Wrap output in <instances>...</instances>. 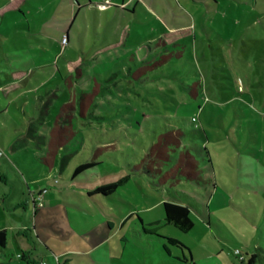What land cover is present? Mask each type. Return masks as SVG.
I'll return each instance as SVG.
<instances>
[{
  "label": "rangeland",
  "instance_id": "374dc122",
  "mask_svg": "<svg viewBox=\"0 0 264 264\" xmlns=\"http://www.w3.org/2000/svg\"><path fill=\"white\" fill-rule=\"evenodd\" d=\"M176 1L178 9L170 5L174 0H140L155 20L143 11L131 14L132 20L124 17L123 13L115 12L114 16L132 29L146 28L147 37H155L149 45L150 50L147 46L132 47L137 61L131 59L129 62L131 57L128 61L125 57L123 60H110L104 55L106 60L94 65L93 74L96 76L101 73L99 79L105 88L104 94L98 98L99 108L95 113L105 116L101 120L75 122L74 129L78 132V140L82 138L80 143L84 147L79 152L83 157H92L95 147L102 146L98 142L100 138H112L115 147L100 151L96 156L103 163L82 177L97 179L99 184L116 180L119 178L117 172L120 171L118 165L127 171L126 164L135 163L138 157L145 156L154 136L176 128L183 132L182 143L186 149L204 167L203 178L206 183L199 186L181 180L173 187L166 185L161 190H153L142 176L139 181L132 180L120 192L125 198L138 193L146 204H156L145 214L144 210L139 211L152 220L157 218L156 211H162L163 201L187 204L194 223L189 234H176L175 230L168 227L163 231L168 230L187 245L195 264H245L247 255L258 250L262 252L263 258L256 264H264V187L256 186L257 183L264 186V180L255 179L262 177L260 172L264 171V152L261 155L263 163L258 162L256 155H253L256 147L264 150V0H218L220 8L214 11H208L197 0ZM119 2L121 0H113L111 4L117 5ZM108 5L109 1L103 0L98 8L105 9ZM85 9V20L81 13L72 26H69L68 21L67 27H64V33L68 31L70 37L65 57L68 60L80 59L68 67L71 74L86 66L85 59L90 53L102 48L105 42L101 35L107 33V37L112 39L114 29L116 31L118 27L112 15H100L97 24L95 15L87 10L85 12ZM15 14L18 16V13ZM63 14L66 17L72 15L63 10L61 13L56 12L55 18H62ZM5 18L8 21L17 20L11 15ZM55 18L50 25L47 21H43L42 25L50 27L51 32L57 30L54 25H63L64 21ZM8 21L3 23L4 32ZM157 21L175 31L174 34L164 37ZM182 26H188V29ZM92 27L100 38L93 33ZM35 36L50 37L43 32ZM156 36L163 37L169 44L156 47L161 42L155 39ZM0 42H7L13 52L18 51L14 45V42L20 43L17 38L3 36ZM56 43L59 47L51 48V51L59 52L58 49L65 46L63 38ZM35 44L40 49L41 45L37 41ZM38 51L44 55L41 49ZM150 51L152 55L148 53ZM33 54L29 53L30 57H16L0 49V80L6 82V74L11 75L13 69L8 67L9 63L13 66L15 61H25ZM61 61L65 64L62 58ZM28 77L29 72L21 74L17 82L4 85L2 91L14 90L23 85ZM59 89L48 95L35 120L25 117L20 101L17 107L4 101V105L10 107V112H14L25 124L24 130L20 132V146L32 150L43 146L45 138L41 136L34 139L33 134L38 132V128H44V119L48 127L52 123L50 114L44 115L57 98ZM60 104H56L52 113L55 114ZM26 110L28 116L32 117L31 104ZM0 120L5 123L0 131L17 134L18 130L11 119L0 116ZM7 135L4 132V138ZM9 146L8 141H4V147H0V177L7 178V185L4 180L0 181V224L5 222L10 226L7 220L11 208L21 194L28 193L32 199V194H37L41 189L47 190L40 201L41 211L50 210L49 213L54 217H57L60 208L76 214L84 212L79 209L84 204L90 205L100 214L105 212L110 215L112 208L119 216H122L121 209L128 207L120 198L105 201V207H102L100 203L89 199L84 190L67 187L65 180L55 184L52 177L39 178V175L45 174L44 168L47 166L36 160L37 166L30 167L29 161H26L28 156L11 152ZM204 147L209 152L210 164L203 152ZM74 158V164L84 160L78 156ZM30 178L36 181L29 184L30 189L25 191L24 180L28 182ZM170 189L184 192L187 196L180 193L174 195ZM50 192H53L52 195L47 196ZM83 214L89 215L86 212ZM42 215L39 212L34 217L37 227ZM9 240L13 245L11 230ZM11 258H15V255Z\"/></svg>",
  "mask_w": 264,
  "mask_h": 264
},
{
  "label": "crops",
  "instance_id": "0c3cea01",
  "mask_svg": "<svg viewBox=\"0 0 264 264\" xmlns=\"http://www.w3.org/2000/svg\"><path fill=\"white\" fill-rule=\"evenodd\" d=\"M101 1L103 0H0V37L8 36L13 39L17 38L18 41H20L18 44L14 42L15 47L19 51H17L18 53L13 52L12 46L7 42H0V49L3 50V52L8 51L10 55L16 57H26L29 53H34L31 58L25 61H15L13 66L9 63L8 67H12L13 69L11 75L6 74V82L0 80V116L6 114V118L12 119L15 129L18 130L17 134L11 131H0V147L3 148L4 141H8L11 152L28 156L26 157V161H29L28 164L30 167H36L35 161L38 160L40 162V157H42L46 151L49 131H45L44 128L47 124L44 125V128H38V132L33 134L34 139H38L41 136L45 138L43 146L38 147V150L20 146L18 144L20 142L19 138L22 136L20 132L24 130L23 125L25 124H22L19 117L14 114V112H10V107H6L7 105H4V103L6 102L9 105H15V107H17L20 101L25 117L27 119L36 118L40 107L43 106L48 95L56 88H60V92L57 98L52 101L53 105H56L58 102H65L67 98L73 94L75 89H85L86 83L83 82L84 76H94L92 69L94 65L101 64L106 60L104 59V55L110 60H123V57L127 60L131 57L129 58V62L131 59L137 61L132 47L147 46L149 48L148 50H150L149 45L153 43L152 41L155 36L153 38H148L146 28L132 29L129 24H126L124 21L122 22L114 16L115 12L123 13L124 17L132 20L131 14L135 15L143 11L149 13L151 18L155 20L154 16L147 9V6L141 4L140 0H121V2L116 3L117 5L111 4L113 0H108L109 5L105 8L106 10L98 8ZM197 1L204 4L208 11H214L216 8H220L218 0ZM170 5L176 9L179 8L176 0L170 3ZM53 7L55 9H53ZM83 9H85V12L87 10L95 15L97 24L100 15H112L117 20L118 27L116 31L114 29L112 39L107 37V33L101 35L103 43H105L102 45V48H96L94 52L87 56L85 59L86 66L80 69L82 78L79 81H75L72 79L75 74H71L68 67L72 66L80 59L68 60L65 57L64 52L66 46H68L70 37L68 31L64 33V27H67L68 21L70 23L69 26H72L81 13H83V18L85 20ZM63 10L70 12L72 15L66 17L65 14H63L62 18H55V13H61ZM15 13H18V16ZM9 15L13 18H17V20L8 21L5 17ZM54 18L60 21L63 20L64 23L63 25H54V28L57 30L51 32L50 27H44L42 23L43 21H47L50 25V22H52ZM7 21L8 25L6 27V32H4L3 23ZM157 23L161 26L164 37L174 34L175 31L167 29L159 21H157ZM175 28H178V26H175ZM182 28L188 29V26H182ZM7 30L11 31L8 32ZM92 31L100 38L98 32H96L94 28ZM38 32L48 34L50 37L38 38L35 36ZM63 37L67 38L65 46L58 49L60 50L59 52L51 51V48L57 49L59 47L56 41L61 42ZM132 37L135 39H132ZM162 38L163 37L159 38L156 36L155 39L161 41L159 44L166 42L165 46H167L169 42ZM36 41L41 45L40 49L44 54L43 56L39 53L40 51H38L40 49L36 46ZM50 42H52V46ZM63 48L64 50H62ZM108 49L109 51H106ZM101 51L102 54L100 53ZM148 53H150V55L153 54L151 51ZM148 53L146 55H148ZM35 58L37 61H35ZM61 58L65 61V64L61 63ZM59 71H61L64 77L63 81L58 75ZM76 71L77 70H75V72ZM25 72H29V77L23 85L16 87L14 90L2 91L4 85L14 84L19 80L20 75ZM30 104L33 107L32 117L28 116L26 110ZM4 127L5 123L3 124L0 120V129L3 130ZM4 132L8 134L5 138ZM113 147H115L114 144H102L99 148L101 151L103 149L109 151ZM77 155L81 160L89 159V155L87 157L86 155L83 157L80 153ZM1 156L3 157L4 155L1 154ZM72 161L73 160H71L63 170H59L57 163L51 168H44L45 174L39 175V178L48 179L52 177L53 180H58L57 183L54 182L55 184H59L61 180H65L67 182V187L84 190L89 199L100 203L102 207H105V201H111L116 198L123 199L128 207L121 209L122 216L116 214L112 208L110 210L111 217L105 212L100 214L90 205L84 204V207H80L79 209L89 215L83 214L84 212L76 214L73 211L60 208L57 212V217H54V215L49 213L50 210L46 209L41 211L40 207H35L28 193L25 195L21 194L15 206L11 208L7 220L8 223H11L10 226L5 222L0 224V231H4L6 235L5 246L0 247V264H3V261H5V264H195L187 245L179 238L173 236L168 230L163 231V229L168 227L175 230L176 234H189L182 233L175 227L165 223L163 206L162 211H156L157 218L152 220L147 218L148 216L141 215L139 211L142 209L145 214V212H149L156 204H146V201H144L142 196L138 193L125 198L120 192V189H126L125 186L132 180L139 181L142 176L151 189L161 190L163 187H153L150 184V179L146 178L143 174H137L131 176L126 182L119 185L116 192L111 196L89 195L88 192L92 191L96 185L109 182L99 184L98 180L92 177L88 179L84 177L71 179L72 171L79 163L76 162L74 164ZM97 161L101 164L103 163L99 158H97ZM37 164L39 165V163ZM118 167L120 171L117 173L120 178L124 175L125 171L121 169V166L118 165ZM119 178L111 182L117 181ZM3 180L5 185H7V178L3 176L0 177V181ZM35 181L36 179L31 178L28 182L24 180L25 191L29 190V184ZM140 187L143 192L141 185ZM52 193L53 192H50L47 196H51ZM32 195L34 196L36 194ZM79 196L81 197V195ZM98 196H101V198H98ZM39 212L43 215L40 217L37 227V222H35L34 217L36 213ZM150 224H157V235L177 240L181 242L187 250L174 247L156 235L144 232L142 228H149L148 225ZM9 230L13 233V245L10 244ZM18 254L21 255L20 258L17 257ZM13 255H15V258H11ZM185 257L187 260H183ZM213 264H217V262Z\"/></svg>",
  "mask_w": 264,
  "mask_h": 264
},
{
  "label": "trees",
  "instance_id": "16d2710c",
  "mask_svg": "<svg viewBox=\"0 0 264 264\" xmlns=\"http://www.w3.org/2000/svg\"><path fill=\"white\" fill-rule=\"evenodd\" d=\"M63 43H67V38L63 37ZM165 45L166 42L162 44L157 43L156 47H165ZM146 64L149 65V63ZM58 75L63 81L64 77L62 76L61 71L58 72ZM99 77L100 74H96V76L85 75L83 80V82L86 83L85 89H75L73 94L67 98L65 102L60 104L58 109H56L55 114L52 113V108L55 109L56 105H53L52 103L46 115H44L47 116L50 114L52 117V123L50 126L44 128L45 131H49V136L46 151L44 155L40 157V162L47 166V168H51L57 163L59 170H63L71 160L75 159L74 157L78 156L77 154L80 153L79 150L84 149L80 143L82 138L78 140V132L74 129L77 120L91 122L99 119L101 120L105 116L103 113H95L99 108L98 98L104 94L103 92L105 89L101 86L102 82ZM81 78L82 73L80 70H77L75 76L72 77L75 81H79ZM110 78L109 80L111 81L112 78ZM196 84L197 82H195V85ZM193 93H195L194 89ZM4 116L6 117V114H4ZM33 119L35 120V118ZM45 121L46 120L44 119L42 124H46ZM172 129L175 130L173 131ZM172 129H167L164 132H160L158 136H154L145 156L138 157L135 163L126 164L127 171L124 170V175H122L117 181L96 185V187L92 191H89L88 194L111 196L116 192L119 185L126 182L131 176L137 174H143L146 178L150 179V184L156 188L165 187L166 185H171L170 187H173L172 185L181 180L195 183L199 186L204 185L206 183V180L203 178L205 174L204 167L202 168L198 158L186 149L182 143L183 132L176 128ZM250 137L253 138L252 135H250ZM100 139L101 140H98V142L101 144H114V142H112L114 140H111L112 138H107L109 140H106L105 138ZM49 144L51 145V148ZM92 150L93 149H91V152ZM100 151L101 149L98 146L95 147V154L89 158L90 160L86 159L79 162L72 171L71 179L80 178L90 169L100 165L101 163L97 161L98 157L96 156ZM203 152L207 156V163L210 164L211 160L208 158L209 152L206 147L203 148ZM263 152L264 150L262 148L256 147L255 154H252L256 155L258 162L263 163L261 160ZM260 175L262 177H257L255 179L259 178L264 180V171H261ZM208 181H211V179ZM213 186H215V182L213 183ZM256 186H259L260 188L264 187L263 184L259 185L258 183ZM170 190L174 195L180 193L183 196H187L184 192ZM162 206L164 220L167 225L175 227L182 233H189L192 230L194 223L190 217L191 211L187 204L166 201L163 202ZM148 227L149 228L143 227V231L156 235L174 247L187 250L181 242L157 235V224H150ZM5 244V232L0 231V247H4ZM247 256L245 264H256L258 260H262L263 258L260 250ZM183 260H187L186 257L183 258Z\"/></svg>",
  "mask_w": 264,
  "mask_h": 264
},
{
  "label": "built area",
  "instance_id": "2783aa9c",
  "mask_svg": "<svg viewBox=\"0 0 264 264\" xmlns=\"http://www.w3.org/2000/svg\"><path fill=\"white\" fill-rule=\"evenodd\" d=\"M192 120L196 121L195 118H192ZM55 182H57V179H55ZM46 193H47L46 189H41L37 195H34V196L32 195V202L35 205V207H40L41 206V202L40 201L42 199V196L45 195ZM17 257L20 258L21 255L18 254Z\"/></svg>",
  "mask_w": 264,
  "mask_h": 264
},
{
  "label": "water",
  "instance_id": "95a60500",
  "mask_svg": "<svg viewBox=\"0 0 264 264\" xmlns=\"http://www.w3.org/2000/svg\"><path fill=\"white\" fill-rule=\"evenodd\" d=\"M66 38V37H65Z\"/></svg>",
  "mask_w": 264,
  "mask_h": 264
}]
</instances>
